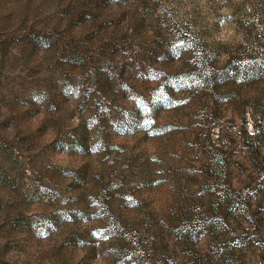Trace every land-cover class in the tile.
I'll use <instances>...</instances> for the list:
<instances>
[{"label":"rangeland","instance_id":"obj_1","mask_svg":"<svg viewBox=\"0 0 264 264\" xmlns=\"http://www.w3.org/2000/svg\"><path fill=\"white\" fill-rule=\"evenodd\" d=\"M0 264H264V0H0Z\"/></svg>","mask_w":264,"mask_h":264}]
</instances>
